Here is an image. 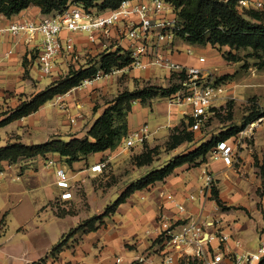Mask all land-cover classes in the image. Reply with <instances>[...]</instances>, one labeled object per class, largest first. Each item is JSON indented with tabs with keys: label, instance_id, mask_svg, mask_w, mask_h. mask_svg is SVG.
I'll return each mask as SVG.
<instances>
[{
	"label": "crops",
	"instance_id": "crops-1",
	"mask_svg": "<svg viewBox=\"0 0 264 264\" xmlns=\"http://www.w3.org/2000/svg\"><path fill=\"white\" fill-rule=\"evenodd\" d=\"M45 15L47 14L39 6L31 5L12 16L0 13V26L26 20L39 22ZM67 34L68 31L64 30L61 36L65 37ZM75 36L76 57L59 56L53 74L47 76L49 81L43 85L41 79L35 77L36 73L40 77L46 76L41 74L37 64L43 35L39 32H0V121L23 101L59 80L61 74L65 76L70 68L81 67L79 62L88 65L90 62L86 63V57L91 55L94 57L93 62L96 61L100 54L107 52L104 43L109 44L112 50L119 47L116 31H113L110 39L103 37L96 43L91 42L83 32H77ZM177 40L180 47L185 43L181 39ZM199 56H194L193 52L188 54L181 47L174 59L182 64L197 65ZM206 66L210 67L208 60ZM127 72V84L132 86L131 90L138 84L142 87L145 81L157 82L165 77L169 78L171 74L167 70L155 68L131 69ZM105 78L88 88L75 87L48 101L36 112L0 127V147L12 142L37 144L54 137L64 140L85 137L108 105L102 103L94 110L95 103L92 100L100 101L104 96L110 97L111 101L120 93L119 84L113 83L114 79ZM217 105L216 103L215 106ZM188 109L187 106L171 103L168 97H159L147 104L135 101L128 114V132L148 124L151 133L147 143L151 146L161 144L168 139L173 127L180 121H187ZM255 138V147L241 152V166L232 165L236 153L234 143L233 162L230 165L212 150L201 164H184L166 180L132 193L118 206L116 212L104 218L97 230L76 233L72 242H68L51 261L46 259L43 264H189L186 258L181 257V253H175L173 262L165 260L169 250L163 246L156 231L161 210L175 214L180 219L179 222L186 219L198 223L216 220L217 228L231 235L222 245L226 255L222 264H231L229 255L255 251L259 245V231L264 227V178L259 173L257 164V161L261 165L264 163V128L256 132ZM141 152L142 150L136 152V155ZM129 157L124 150L123 140L115 149L92 153L72 164L58 153L21 159L13 165L4 162V170L0 172V226L4 223L6 225L5 231L0 229V264H34L39 262L36 258L43 259L44 255L49 257L52 255L53 244L69 229L59 230L60 220L79 216L78 213L58 217L50 205L65 192V188L57 184L56 170L59 166L67 171L71 186L69 191L72 193L70 198L62 201H70L73 205L80 202L82 198L75 189L80 187L84 189L89 203V209L85 206L87 212L94 203L97 214H101L106 208L105 201L102 203V200L109 196L112 201L114 194L119 197L133 180L108 190L109 188L100 186L98 181L101 172L92 171V167L104 161L106 165L112 163L117 168L119 163ZM50 161H54V165L49 164ZM133 166L137 168L136 165ZM203 168L209 169L214 175V184L217 186L213 190L218 191L220 204L215 198L187 201L182 197L183 192L196 191L203 184ZM169 191L184 202L186 212L179 213L166 202L162 193ZM100 201L102 207L99 205ZM88 218L90 217L84 218V221ZM76 220L75 224H80V217ZM49 235L53 237L54 243H48ZM237 241L240 243L237 244ZM185 251L188 258H195L193 247H186Z\"/></svg>",
	"mask_w": 264,
	"mask_h": 264
},
{
	"label": "trees",
	"instance_id": "trees-1",
	"mask_svg": "<svg viewBox=\"0 0 264 264\" xmlns=\"http://www.w3.org/2000/svg\"><path fill=\"white\" fill-rule=\"evenodd\" d=\"M126 0H0V13L12 16L36 5L45 14L63 12L71 3H81L87 9L97 8L107 10L118 8ZM174 6L180 19L181 28L179 38L187 44L212 47L224 50V55L229 60L240 61L246 57L245 68H249L250 61L258 70H264V13L258 10H248L242 13L237 8V0H165ZM244 52L240 57L239 53ZM131 62L129 52L118 48L113 51L103 52L94 62L79 68L72 67L67 75L51 83L47 88L39 91L29 100L23 101L13 109L3 120L0 127L11 121L28 116L58 95L65 94L75 87L80 86L86 79L93 78L99 71L109 73L113 69H121ZM229 75L219 78V82L228 80ZM222 80V81H221ZM181 89V85L154 86L146 85L134 90H123L107 104L102 114L96 119L85 137H73L64 140L54 137L48 141L37 144H25L12 142L0 147V172L4 170L3 163L16 164L21 159L46 156L49 153H58L67 159V162L83 160L92 153L102 152L117 148L128 134V114L135 101L147 104L159 97H170ZM252 106L246 110L243 123L233 125L226 130L213 134L209 139L203 136L198 140L197 132L193 130V118L187 117L181 125L172 128L166 146L176 149L185 143L195 144L193 149L176 155L166 163L153 167L141 177L133 180L119 195L117 200L108 205L101 214H96L81 222L70 231L73 236L76 233H89L97 230L103 223L104 218L116 212L118 206L137 190H142L157 182L166 180L177 168L184 164H201L207 155L217 148L223 141L233 142L231 138L244 130L251 122L264 117V108L257 106V102L251 99ZM233 101L229 102L232 108ZM97 110V109H95ZM217 108H211L215 112ZM216 115V113H214ZM232 113L230 112L231 117ZM211 116L210 118H212ZM210 120V119H209ZM156 148L145 146V150L134 156L135 164L139 167L152 165ZM213 198L220 204L218 191L213 190ZM66 242H58L51 250L52 255H57L65 247ZM198 263V262H196ZM189 263V264H196ZM34 264H42L40 262ZM264 264V259L259 263Z\"/></svg>",
	"mask_w": 264,
	"mask_h": 264
},
{
	"label": "built area",
	"instance_id": "built-area-1",
	"mask_svg": "<svg viewBox=\"0 0 264 264\" xmlns=\"http://www.w3.org/2000/svg\"><path fill=\"white\" fill-rule=\"evenodd\" d=\"M228 1V0H225ZM240 12L258 10L264 13V0H237ZM181 28L180 19L174 6L165 0H126L115 9L98 10L87 9L81 3H71L63 12L45 15L39 22L20 21L7 26H0V32H39L43 35L42 46L37 55V64L41 74H53L57 65V58L61 55L76 57L77 40L75 34L83 32L93 42H100L101 38H111L116 31L119 47L129 52L131 62L121 69H113L109 73L99 71L93 78L86 79L80 87H87L94 82L110 75L131 69L150 70L160 68L175 76V84L181 89L168 97L171 103L187 106L188 116L193 118V130L205 127L212 116L211 108L227 90L224 83L214 76V71L206 66L207 58L199 56L197 65H186L174 59L175 53L181 50L177 39ZM67 30L65 37L61 33ZM105 51H113L109 44L104 43ZM188 54L191 49L185 50ZM73 120V119H72ZM151 131L148 124L128 132L124 139L125 147L142 145ZM233 143L220 142L215 153H219L225 163L233 162ZM50 161L49 164H54ZM106 166L102 161L92 167V171H101ZM58 185L68 188L69 178L65 168L57 169ZM203 184L196 191L182 193L183 199L196 201L200 198L208 199L214 186V175L207 168L202 169ZM71 192L62 194L63 199L70 198ZM162 196L177 212H186V205L173 192H163ZM180 219L175 214H168L161 210L158 214L156 229L162 244L169 251L165 256L167 262L174 261L175 253H181L182 258L196 264H222L225 253L222 245L231 235L221 228H217V221L212 219L205 223ZM212 228V230H210ZM218 243V244H215ZM240 241H237L239 244ZM193 247L194 257L186 256V247ZM231 264H259L264 259V227L259 231V245L255 251H243L229 255ZM120 261V259H118Z\"/></svg>",
	"mask_w": 264,
	"mask_h": 264
},
{
	"label": "rangeland",
	"instance_id": "rangeland-1",
	"mask_svg": "<svg viewBox=\"0 0 264 264\" xmlns=\"http://www.w3.org/2000/svg\"><path fill=\"white\" fill-rule=\"evenodd\" d=\"M181 47H184L186 49H191L192 52L194 53V56H205L207 60L209 61L210 68L214 71V76H216L218 79L221 78L224 75H229L230 78H227L228 80L222 81L227 87L225 95L220 98L217 102V110L212 113V118H210L208 124L205 126V129L200 133L197 132L198 134V140H200L203 136H211L213 134H218L219 132L226 130L227 128L233 126V125H241L244 120V116L246 115V110L248 107L252 106V101L251 99L255 102L257 106H260V108H264V70H258L256 69L252 64H254V61H250L249 63L251 66L249 68H245L244 64H246V57L244 60L240 61H234V60H229L226 58L224 55V50H219L215 49L212 47H201V46H195V45H190L187 43L181 44ZM244 52L239 53L240 57L244 56ZM94 57L91 55L86 57V63L93 62ZM81 66H84L86 64H82L79 62ZM157 70H162L160 68H155ZM129 71V70H128ZM40 74L35 75V77L40 78L43 85L47 84L49 81L47 76H42L40 77ZM61 78L64 77V74L60 75ZM117 78V79H115ZM106 79V78H105ZM107 79L111 80L114 79L113 83H118L120 87V92L123 90H131L132 86L127 84L129 80V72L124 71L122 73H117L110 75L107 77ZM176 82L175 76H172L170 74V77H165L160 81L157 82H151V81H145L143 86L146 85H154V86H172ZM142 86V87H143ZM137 87L141 88L139 84ZM136 87V88H137ZM83 88H88L83 87ZM135 89V88H134ZM132 89V90H134ZM110 100V97H102L99 99H93V103H95L94 110L97 109L98 106H100L102 103H108ZM233 101V106L232 108H229V102ZM149 103V102H148ZM230 112L232 113L231 117ZM216 113V115H214ZM182 121L178 123V125H181ZM264 128V117L261 119L251 122L244 130L239 132L236 136L231 138V143H234L236 145V153H235V158L233 162V166H241L242 157L240 156L241 152L244 151L246 148H254L255 147V141H256V132L259 129ZM172 130V129H171ZM170 130V133H171ZM169 137V136H168ZM165 138V137H164ZM148 139V138H147ZM147 139L145 142L142 144L143 146H135V147H125L124 145V150L129 154V158L126 161H123L119 163V165L116 167L113 166L112 163L106 165L103 170L98 171L101 172L100 177H98V181L100 182V186L102 187H107L109 188H114V186L121 187L124 183L130 181V180H135L142 175L146 174L151 168L153 167H158L164 163H166L169 159L175 157L176 155H179L180 153H183L193 147L195 144L191 143H185L181 146H179L176 149H169L166 144L167 140L163 141L161 144H157L155 146L149 145L147 142ZM145 146H149L151 148H156V151L154 152V161L152 165L149 166H137L134 161V156L136 155V152H139L140 150L144 151ZM264 151V149H262ZM264 155V154H263ZM257 164L259 166V173L261 176L264 178V163L261 165L260 161H257ZM54 165V164H53ZM133 165H136L137 168H134ZM57 173V170H56ZM59 180V178H58ZM57 180V184H58ZM59 186V185H58ZM216 187L217 185L214 184ZM213 186V187H214ZM60 187V186H59ZM69 188H65V192H70ZM78 194L81 196V201L78 202L76 205L70 204V201H62V200H67L63 199L62 195H59V199L56 198L53 202L50 203V205L54 208V211L58 217H67L68 214L73 215V214H78L79 216H71L65 219L60 220L58 224V229L59 230H65L68 229L65 233L61 234V236L58 238L57 242L53 244V247L60 241L66 242V245H68V242H72V236L70 234V231L78 226V223H76V219L80 217V222L84 221V218L86 217H92L97 214V207L96 204L93 203L91 206L90 210L85 208V206L88 207L89 209V203L87 202V197L86 193L83 188L77 187L75 188ZM107 190V191H108ZM115 198L111 201L109 199V196L105 197L102 200V203L105 201L106 207L108 205L113 204L118 196L116 194ZM61 196V197H60ZM213 198V188L210 194V197L208 200H211ZM101 201L99 202V205L102 207ZM89 213V214H88ZM5 223L3 226H0V229L5 231ZM52 236L49 235V241L48 243H54L55 241H52ZM52 249V248H51ZM54 255H50L47 257L46 255L41 258H36L37 261L40 263H45V260L48 259L49 261L52 260V257ZM36 261V262H37Z\"/></svg>",
	"mask_w": 264,
	"mask_h": 264
}]
</instances>
